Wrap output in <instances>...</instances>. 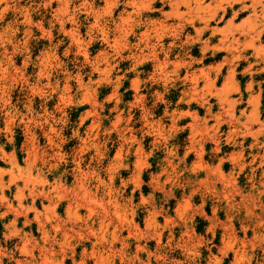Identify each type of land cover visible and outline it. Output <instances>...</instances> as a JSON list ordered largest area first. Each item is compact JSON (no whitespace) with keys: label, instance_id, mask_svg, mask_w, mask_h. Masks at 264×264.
<instances>
[{"label":"rangeland","instance_id":"rangeland-1","mask_svg":"<svg viewBox=\"0 0 264 264\" xmlns=\"http://www.w3.org/2000/svg\"><path fill=\"white\" fill-rule=\"evenodd\" d=\"M200 1L0 0L2 264L260 259L264 0Z\"/></svg>","mask_w":264,"mask_h":264},{"label":"clouds","instance_id":"clouds-1","mask_svg":"<svg viewBox=\"0 0 264 264\" xmlns=\"http://www.w3.org/2000/svg\"><path fill=\"white\" fill-rule=\"evenodd\" d=\"M247 259L251 262L254 257L249 256L247 257ZM0 264H2V262H0ZM256 264H264V252H262L261 257L259 260L256 261Z\"/></svg>","mask_w":264,"mask_h":264},{"label":"trees","instance_id":"trees-1","mask_svg":"<svg viewBox=\"0 0 264 264\" xmlns=\"http://www.w3.org/2000/svg\"><path fill=\"white\" fill-rule=\"evenodd\" d=\"M200 220L204 223V221L202 219H200ZM203 228H204V226H198L197 227V231L198 232H203Z\"/></svg>","mask_w":264,"mask_h":264},{"label":"bare ground","instance_id":"bare-ground-1","mask_svg":"<svg viewBox=\"0 0 264 264\" xmlns=\"http://www.w3.org/2000/svg\"><path fill=\"white\" fill-rule=\"evenodd\" d=\"M198 1H199V0H198ZM201 1H202V0H201ZM201 1H200V2H201ZM201 4H202V3H201ZM249 4H250V3H249ZM253 13H254V12H253ZM251 35H252V34H251Z\"/></svg>","mask_w":264,"mask_h":264}]
</instances>
